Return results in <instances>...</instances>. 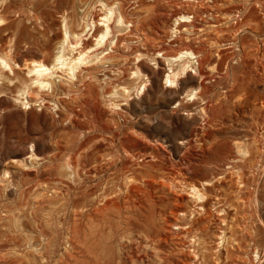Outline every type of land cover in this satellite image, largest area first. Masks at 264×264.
<instances>
[{
    "label": "rangeland",
    "instance_id": "1",
    "mask_svg": "<svg viewBox=\"0 0 264 264\" xmlns=\"http://www.w3.org/2000/svg\"><path fill=\"white\" fill-rule=\"evenodd\" d=\"M194 1L0 0V11L6 16V22L0 29V56L7 55L10 59L12 57L15 67L12 72L9 69L4 72L0 70V73L4 74H0V78L4 79L0 80V182L3 181L2 184L0 183V242L7 243L0 246L2 252H0V264H12L2 262V259L4 255H9L13 248L12 234L16 232L10 229L15 220L19 219L20 222L28 224V226L24 225L27 232H31L32 227L29 222L33 220L37 222L48 220L57 224L67 220L71 186L79 189L87 187L85 172L79 178V183L75 184L74 177L66 166L71 158L69 156L76 153L77 146H80L77 156L82 157V165L86 154L96 152L106 159L114 157L113 159L120 161L124 157V150L127 149L129 152H140L145 155L138 160L140 163L144 159H149V162L154 163L155 167H152L154 169L158 167L171 175L187 173L190 182L197 185H200L199 182L210 180V175L229 161V147L220 144L224 138L228 139L230 144L240 140L250 145L251 156L247 158L249 160L246 165L244 164L248 177H251L250 174H257L260 166H264V104L262 102L264 92L260 93L264 91V0ZM102 3L117 8L118 12L124 15L128 25L130 24V30L122 32L113 28L114 33L120 35L123 43L120 42L114 49L107 44L99 51L102 52L104 49V53L111 54H108V57H113L102 64L109 67L105 69L100 66L95 72L96 79L92 76L90 78L85 71L80 72L73 82L66 72L60 71L54 92L32 89L31 74L27 72L25 64L33 59L45 60L51 64L61 50L65 23L72 27L73 32H82L87 22L91 24L92 21H98L103 16L105 9ZM243 6L247 7V11L241 14L243 21L241 23L244 25L237 23V20L227 23L220 14L221 10L240 12ZM182 12L191 16L200 13L199 17L203 19L199 18L196 23L200 22L206 29L184 30L182 26L176 24L179 18L176 16ZM217 13L219 16L212 18L211 15L214 17ZM219 22L221 25L217 26V29L220 30L210 28L209 23L219 24ZM176 28L180 32L176 33ZM91 32L84 36L85 42L92 43L95 39L91 37ZM238 44L245 48V53L242 52V48L240 50L237 47ZM189 47L197 51L204 50L202 59L208 58L211 61L204 65V72L207 73L203 81L205 90H202V93L199 91L196 98L189 94L197 90L198 81L201 79L194 71L189 70L180 76L177 86L167 87L165 77L169 68L165 59L161 57L163 52L165 55H175ZM67 52H69L68 56L72 54L70 51ZM241 54L246 55L245 64H241ZM74 55H77V52ZM140 56H144V59ZM217 61H222L223 64L214 70L213 74L210 68ZM227 62L233 65V71L237 74L244 73L249 80L240 90L231 93L227 91L233 83L232 76L227 73ZM135 65L141 68L145 78L141 77L135 81L130 77L131 66ZM112 70H115V73ZM104 72L112 75L114 73V76L119 77V82L116 84L129 86L131 97L125 99L118 94L120 97L115 99L116 102L111 99L109 95L114 90V84L110 82L108 84L106 82L108 80H104ZM230 72L232 73V67ZM141 84H146L147 87L137 91L138 85ZM248 87L253 91L246 90ZM25 93L28 94L30 102H35L31 106L19 102V98ZM246 93L251 94L246 100L238 101ZM109 99L112 100L111 103ZM113 101L121 107H112ZM183 106H187L192 114L186 115ZM203 106H209L211 110L206 116L200 110ZM95 123L102 126L104 132L93 131L92 126ZM203 128L211 138V143L206 148L195 147L197 142L193 140H196L198 137L196 133ZM188 141H193L192 145L189 146ZM31 153L37 154L35 156L38 160L34 159L26 163L25 158ZM6 171L9 172V176L5 178ZM117 174V169L111 168L106 175L111 178L109 181H112L114 176L117 178ZM106 175L102 177L103 180L108 177ZM153 175L158 177V173ZM143 179L152 180L147 176ZM217 191L215 188L209 190V194L221 198L220 201H210L214 207H209V210L214 217L209 231L206 234L201 231L202 238H206L208 246H211L207 252L208 264H213L215 260L221 264H243L252 261L255 264H264V258L261 260L255 258L252 261L249 258L251 248L264 250V194L259 204L261 215L259 219L254 208L238 207L235 204L240 198L234 197V189L225 187L223 195ZM138 194L142 196L143 193ZM155 196L157 197L158 194ZM224 200L228 201L223 202ZM218 202L220 205H217ZM147 203L148 200H145L143 205ZM215 206L221 209L217 215ZM55 227L56 229L52 228L53 234H58V226ZM223 231L227 232V237L229 236L228 246L232 252L226 251L225 246L221 244L222 241L218 240ZM193 232L201 234L198 230ZM167 235L170 233L164 230L163 236ZM18 236L20 237L19 234ZM5 238L9 240L6 241ZM19 239L22 241L23 237ZM219 242L221 247H218ZM253 243L254 246L250 248V244ZM166 245L170 247L169 251L174 247L172 241Z\"/></svg>",
    "mask_w": 264,
    "mask_h": 264
},
{
    "label": "bare ground",
    "instance_id": "2",
    "mask_svg": "<svg viewBox=\"0 0 264 264\" xmlns=\"http://www.w3.org/2000/svg\"><path fill=\"white\" fill-rule=\"evenodd\" d=\"M195 1L200 2L201 0ZM102 6L105 9L103 16L98 21H92L91 24L89 22H85L86 26L82 32H73L71 29L72 27H70L67 22L65 23L61 50L58 49L59 51L53 58L51 64L45 60L33 59L30 62H27L26 60L27 63L25 66L27 72L31 74L30 79L32 82V89L34 88L42 91L51 90L54 92V89L57 85L56 78L60 71L66 72L70 80L73 82V80L75 81L77 79V74L80 72L85 71L90 75V78L92 76L94 79H96L95 72L100 66L105 69L109 67L102 64L108 62L113 57H108L107 55L110 53H104V49L102 52L99 51L107 44L110 45L111 49H114L120 42L123 43V41L120 40V35L115 34L113 28L122 32L123 30H130V24L128 25L124 15L121 12H118L117 8L109 6L105 3H102ZM246 11L247 7L245 8L243 6V8L240 9V12L234 13L221 10L220 14L223 15L222 17L224 19H226V21H223L227 23L237 20V23L244 25L241 23L243 22L241 19V14ZM218 14L219 13H217L214 17L213 15L211 16L212 18H217V16H219ZM199 16L200 13L198 15L192 16L188 13H179L176 16L177 18L179 17L176 21V24L182 26L186 31H189L190 28L205 30L206 27L203 24L200 22H198L199 24L196 23L199 18L203 19ZM5 17L6 16L0 11V29L2 28L1 25L6 22ZM239 19H241V21ZM9 22L11 21L9 20ZM209 24L212 30H220L217 29V26L221 25L220 22L219 24ZM7 25L8 24H6V26ZM250 26L248 25V27ZM233 28L235 27L233 26ZM84 32L86 34H83ZM90 32L92 34L91 37H95L92 43L85 42V39H83L84 36H87ZM175 32L178 33L180 30H177L176 28ZM73 40L75 42H73ZM213 42L217 44L216 41ZM237 47L240 50L243 49L242 52L246 51L245 48L239 44ZM67 51H70L72 54L68 56L67 53L69 52ZM203 51L204 50L197 51L189 47L188 49L180 50L175 55H165L164 52L161 53V57L165 59V62L168 64L169 68L168 74L165 77V83H168L167 87L174 88L175 85L177 86L178 81H180V76L191 70V72L194 71L201 80L198 81V87L196 88L197 90L190 93L189 96L196 98L199 91L202 93V90H205L203 81L207 76V73L204 72V65L211 62L208 58L205 60L202 59ZM211 51H213V49ZM75 52H77V55H74ZM140 57H143L142 59H144V56ZM245 57L246 55L244 56L241 54V64L246 63ZM137 58L139 57H136V59ZM11 59L13 58L11 57ZM11 59L8 58L7 55L6 57L0 56V70H2V72L7 69L11 70L12 72L13 68L15 69L13 66L14 63ZM221 64H223L222 61H217L215 62L214 66L211 65L212 67L210 69L213 71V74L214 70H216ZM226 66L227 73L232 76L231 78L233 80V83L227 91H230L231 93L232 91L240 90L242 85H245L246 81H249L247 80L248 76H246L244 73L237 74L235 71H233V65L230 62H227ZM132 67L133 66H131L132 72L130 73V77L132 79H135L136 81V79L138 80L145 76L138 65H135L133 68ZM230 67H232V73L230 72ZM113 72L115 73V70ZM114 73L113 75L106 72L103 73L105 78L104 80H108L106 81L107 83L110 82V84H114V90L110 93L109 97L115 100L121 95L122 97H125V99H128L131 97L130 87L116 84L119 82V77L114 76ZM219 76L220 75H218V77ZM3 77L5 78V76ZM0 80L4 79L0 78ZM251 80L250 83H252ZM60 83L62 84L63 82ZM138 86L139 88L137 91H140V89L144 90L145 87H147L146 84H141ZM250 87H248L246 90L253 91L250 90ZM27 91L29 92L30 89ZM262 92L264 91H261L260 93ZM118 94L120 95L118 96ZM250 94L251 93L243 94L238 99V101L246 100ZM20 101L25 106H31L35 103L29 101L27 93L19 98V102ZM47 102L46 104H48ZM115 102L113 103V106H111L114 108L117 106L119 107L120 105ZM262 102L264 104V101ZM179 105H182L181 102H179ZM182 108L186 115L189 116L192 114L187 106H183ZM200 110L205 116L209 114V111H211L209 106H203ZM92 130L104 132L102 126L96 123L92 126ZM201 131L196 133L198 137H196V140L193 141L197 142L195 147L206 148L211 143V138L205 132L204 128ZM193 141H188V145H192L191 143H193ZM254 141L256 143V140ZM245 143L240 140H235L230 144L228 139H222L220 144L222 146L229 147V161L225 163L222 168L214 171L212 175H210V180L199 182L200 185L190 182V177L187 173L171 175L170 173L161 171L158 167H156V169L152 168L155 167V165L154 163L149 162V159H144L143 162L140 163L138 160L145 155L140 152H129L127 149L124 150V157L120 159V161L113 159L114 157L112 159H106L105 156L98 155L96 152L86 154L83 159L85 162L82 165V157H80V155L77 156V151L80 149V146H77L76 153H74L73 156H69L71 158H69L70 160L66 166L67 169L70 170V174L73 175L74 178H72L75 184L76 182L79 183V178H81L85 172L87 187L85 189H79V187L71 186V198H68L70 199V202L68 203V210L66 213L67 220L64 222L62 221V223L59 222L58 224L51 223L48 220H45L44 222H37V220H33L32 222L29 220L30 226L32 227L30 230L31 232H27V229L24 228V225L28 226V224L20 222L19 219L15 220V222L12 223L10 229L16 232L12 234L13 248H11V253L9 255H2V262H10L12 264H208L207 252L211 249V246H208L209 243L206 238H202L201 231L206 234V232H208L211 227L214 214L209 210V207H214V205H212L210 201H220L221 198L218 195L209 194L210 188L217 189V192L223 195V190L225 187H231L235 192L234 197L240 198V200H237L235 204L238 207L250 206V208H254L253 210L255 214L259 217V219H261V215L259 214V204L262 202L264 194V166H260L261 168H259V171L256 172L257 174L253 173L250 174L251 177H248L247 171H245V165L249 160H247V158L251 156V148L249 144ZM258 144L260 146V142ZM31 154L29 157L25 158L26 163L27 161L32 162L34 159L38 160L36 157L37 154ZM22 163L23 162H21V164ZM111 168L117 169L118 176L117 178L114 176L112 181H109L111 178L106 174L109 170H111ZM154 173H158V177H155L153 175ZM105 175L108 177L103 180L102 177ZM8 176L9 172L6 171L5 178ZM145 176L151 178L152 180L143 179ZM92 181H96L95 183L97 184ZM2 182L3 181L0 183L2 184ZM250 185L252 187H250ZM139 192L143 193L142 196L138 194ZM155 194H158V196L156 197ZM145 200H148V203L144 206L143 202ZM227 201L228 200H224L223 202ZM139 203L141 204L139 205ZM62 204L63 203L61 202L60 205ZM217 205H220V202H218ZM215 209V213L217 215V212L221 209L220 207H216ZM261 221L262 220H260V222ZM224 224L226 225V223ZM56 225L58 226L57 229L59 230V233L53 234L54 231L52 228L56 229ZM107 228H109L108 232H110V234H107ZM48 230L52 231L48 232ZM164 230H168L170 235L164 237ZM194 230L200 231L201 234L193 232ZM18 234L20 237H23L22 241L19 239L20 237ZM108 235L109 238L107 239ZM227 235V232L223 231L221 235H219L218 240H220V242L222 241L221 244L225 246L224 249L226 251H231L230 247L228 246L230 239L229 236L227 237ZM59 236H61V239H59ZM171 241L174 243V247L169 251L170 247H168L166 244ZM220 242L218 243V247H221ZM4 244L7 245L5 241L0 242V246ZM251 246H254V243L252 245L250 244L249 247L251 248ZM249 258L251 261L255 258H259V260L263 259L264 250L261 251L258 248H251L249 251ZM213 264L221 263L218 260H215ZM243 264L255 263L252 261L244 262Z\"/></svg>",
    "mask_w": 264,
    "mask_h": 264
}]
</instances>
